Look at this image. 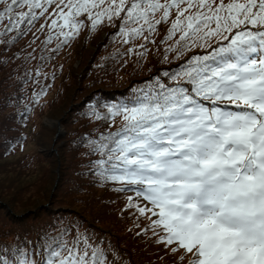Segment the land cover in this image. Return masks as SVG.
Segmentation results:
<instances>
[{
  "label": "snow or ice",
  "instance_id": "1",
  "mask_svg": "<svg viewBox=\"0 0 264 264\" xmlns=\"http://www.w3.org/2000/svg\"><path fill=\"white\" fill-rule=\"evenodd\" d=\"M104 26L128 46L122 56L143 60L153 45L161 62L179 63L89 109L104 131L81 137L97 157L86 174L132 193L121 211L135 210L137 228L149 221L136 235L151 233L181 264H264V0H0L5 50L46 36L25 57L40 62L25 73L36 84L53 36L49 55ZM33 231L0 240V264H130L77 221Z\"/></svg>",
  "mask_w": 264,
  "mask_h": 264
},
{
  "label": "trees",
  "instance_id": "2",
  "mask_svg": "<svg viewBox=\"0 0 264 264\" xmlns=\"http://www.w3.org/2000/svg\"><path fill=\"white\" fill-rule=\"evenodd\" d=\"M116 31L104 26L89 34L85 28L70 46L49 55L57 45L53 36L44 52L48 59L42 70L47 77L41 76L39 84L25 73L34 72L40 62L25 57L32 48L39 56L45 34L37 33L39 40L32 47L31 33L8 50L0 46V240L11 244L17 233L34 238V226L63 219L82 223L106 244L110 241L130 264H181L180 252L172 255L151 233L136 235L149 221L141 217L137 228L135 210L121 211L132 193L114 192L111 184L99 186L86 174L89 161L97 157L86 154L81 137L98 127L104 131L100 121L87 115L89 109L97 101L126 99L131 87L179 63L161 62V52L153 45L143 60L122 56L128 46L112 35ZM155 38L159 42L163 31ZM42 86L46 94L34 100L33 93ZM26 108L25 118L21 114ZM44 113L59 120L64 132L56 136V126L40 122ZM35 142L38 150H31Z\"/></svg>",
  "mask_w": 264,
  "mask_h": 264
},
{
  "label": "rangeland",
  "instance_id": "3",
  "mask_svg": "<svg viewBox=\"0 0 264 264\" xmlns=\"http://www.w3.org/2000/svg\"><path fill=\"white\" fill-rule=\"evenodd\" d=\"M70 113V112H69ZM68 113V114H69ZM66 116H67V114H66ZM36 118H37V121H38V114L36 115ZM56 121H58L59 122V120H55V119H50V118H47L46 117V114L44 113V115H42V117L40 118V122H43V124L44 125H50L52 128H54L55 126L57 127V128H59L60 127V134H61V129L63 130V125H62V123H60L59 122V127L57 126V124L55 123ZM55 127V128H56ZM56 131H57V129H56ZM58 132V131H57ZM64 132V131H63ZM42 133V129H41V132H40V134ZM57 136V135H56ZM39 138V137H38ZM58 139V138H57ZM37 143H38V140H37ZM37 143L35 142V143H33L32 144V146H31V150H33V149H35V150H38V146H37ZM55 171H57V169L55 168ZM179 264V263H178Z\"/></svg>",
  "mask_w": 264,
  "mask_h": 264
},
{
  "label": "water",
  "instance_id": "4",
  "mask_svg": "<svg viewBox=\"0 0 264 264\" xmlns=\"http://www.w3.org/2000/svg\"><path fill=\"white\" fill-rule=\"evenodd\" d=\"M55 123L57 124V126L59 125V122H58V121H56ZM58 127H59V126H58ZM59 130H60V127L58 128V132H57V134L60 133Z\"/></svg>",
  "mask_w": 264,
  "mask_h": 264
}]
</instances>
